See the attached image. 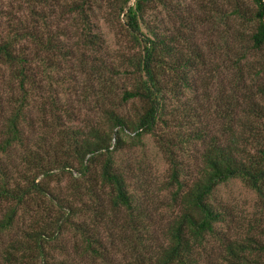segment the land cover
I'll return each mask as SVG.
<instances>
[{
    "label": "trees",
    "instance_id": "trees-1",
    "mask_svg": "<svg viewBox=\"0 0 264 264\" xmlns=\"http://www.w3.org/2000/svg\"><path fill=\"white\" fill-rule=\"evenodd\" d=\"M24 2L31 12L30 29L23 23L22 33L15 27L5 34L0 29V74L7 68L21 92L5 118L0 154L8 156L16 144L21 145L26 163L25 169L14 175L11 169H5L0 159V208L3 209L0 212V264H77L51 256L47 246L53 235L41 224L25 231L26 237H15L12 232L20 207L30 209L34 203L39 206L44 204L45 198L51 203L55 200L59 207L57 227L66 223L72 225L81 234L83 246L80 247L84 252H90L94 260L98 257L101 264H106L108 245L104 238L109 245L116 244L109 223L112 220L107 221L105 215L109 216V210L111 213L125 210L134 221L143 206L134 189L133 169L123 163V152L126 138L140 141L144 133L157 136L171 163L168 182L172 189L167 203L171 214L158 237L153 231L152 239L141 241V248L134 245L133 259L125 262L264 264V224L250 222L251 233L230 237L226 229L235 212L219 192L221 184L238 179L256 193L264 209V121L260 119L259 124H251V112L264 117V102L252 98L251 90L244 102L232 97V104L241 105L250 115L247 122L241 119L240 123L225 124L213 132L209 121L202 119L195 100L182 97L185 90L193 86L195 69L206 63L198 41L205 26L211 30L208 32L216 33L225 49L235 47L229 41L230 35L240 39L243 52L234 59L238 65L249 50H254L261 56L256 63H262L261 69H264V0ZM54 6H61V13H70L73 18L78 48L96 54L95 59L99 61L92 67L93 73L100 74L102 69L109 68L113 75L109 76L110 84L121 74L129 78L128 85L120 87V97L124 105L131 103L133 112L116 105L104 108V118L99 123L77 125L65 121L56 141L40 152L32 151L30 134L26 132L27 97L32 88L28 89V83L39 87L36 78L51 75L45 69L47 58L42 55L65 47L63 41L57 40L59 36L50 33L44 36L35 25L41 20L44 24L49 16H44L45 10ZM234 18L246 27L236 26ZM108 28L122 40L121 59L116 66L99 56L110 50ZM66 33L67 30L61 31V34ZM29 37L36 44L34 55L37 57L34 58L38 59V68L35 71L24 44ZM48 65L56 66L54 62ZM257 96L264 97L263 87L259 88ZM169 100L171 106H168ZM178 100L180 103L176 104ZM236 118L231 115V120ZM159 123L164 125L161 133L157 130ZM195 142L202 145L200 162L191 169L176 149L182 154L183 145ZM72 170L78 174L72 179V190L65 196L54 193L48 182L42 183L44 177L52 179L60 171L71 173ZM39 175L41 181L36 180ZM83 210L92 212L93 227L84 218H75ZM102 221L103 227L99 226ZM7 235L10 236L8 241L4 238ZM215 242L223 249L216 255Z\"/></svg>",
    "mask_w": 264,
    "mask_h": 264
},
{
    "label": "rangeland",
    "instance_id": "rangeland-1",
    "mask_svg": "<svg viewBox=\"0 0 264 264\" xmlns=\"http://www.w3.org/2000/svg\"><path fill=\"white\" fill-rule=\"evenodd\" d=\"M61 10H63L61 6L46 9L44 16H49L45 18V23L43 24L41 20L39 24H35L39 26V32L44 36H47V33L54 37L59 36L57 40L63 41L65 47L42 55L47 58L48 64L54 62L56 66H50L45 62V69H48L51 75L48 77L41 75L40 78H36L39 87H34L31 82L28 83V89L32 88H30V94L27 97V120L29 123L26 132L30 134L29 144L32 151L35 149L42 151L43 147L48 148L49 143L55 142L60 126L65 121H72L77 125L90 122L99 123L104 118V108L116 105L124 106L123 110L126 112H133L131 103L128 102L124 105L120 97V87L127 86L129 78L121 74L115 76L110 84L108 79L113 75L109 68L102 69L100 74L93 73L92 67L99 61L95 59L96 54L90 50L82 51L78 48L73 18L70 13H61L63 12ZM21 23L25 28L28 27L27 29H30L33 24L27 3L24 0H0V29L2 33L5 34L8 30H13V27L21 33L24 32ZM234 23L238 27L241 25V28L246 27V24L240 23L238 18H234ZM63 29L67 30L66 34H61ZM208 31L211 30L205 26L202 30L203 36L198 40L206 63L199 64L195 69L192 74L193 86L185 90L182 97L195 100L196 104L200 106L199 113L202 119L209 121L211 130L216 132L225 124L235 125L240 123L241 119L247 122L250 116L241 105L232 104V97H237L244 102L251 90L252 98L264 102V97L257 96L259 88L263 87L264 89V69H261L262 63H256L255 60H260L261 56L254 50H249L239 65L236 63L237 61L234 62L235 57H239L243 52L241 41L237 36L230 35L229 41H232L235 47L228 50L225 49V45L220 44V39L217 38L215 32ZM106 35L110 50L99 56L107 63L114 62L113 64L116 66L121 59L122 40L116 38L114 32L109 28ZM24 44L27 47L31 67L35 71L38 68V59L34 58L37 57L34 55L36 44L30 37L24 41ZM228 55H234V58L229 59ZM20 94L16 80L12 78L7 68H3L0 74V138L5 118L12 105L15 104V100L20 98ZM179 103L180 100L176 104ZM168 104L171 106L172 101L169 100ZM231 115L233 118H238L231 120ZM260 119L264 121V117L255 116L251 112V124H257ZM157 130L158 133L163 132L164 125L159 123ZM126 139L123 163L133 169L134 189L143 206L139 209L140 213L134 221L130 219L125 210L111 213L108 209L109 216L105 215L104 218L107 221L112 220L109 223L112 226L111 230L116 245H109L104 238L105 245H108L106 248L108 261L103 259L106 264H127L125 260L133 259V246L137 245L138 248H141L142 242L152 239L153 231L155 237H158L160 229L164 227L171 214V210L167 206L172 189V185L168 182L171 163L163 152L157 136L144 133L140 136V141ZM183 146L182 154L179 150L176 149V151L188 161V165L192 169L200 162L199 151L202 145L195 142ZM24 152L22 146L16 144L8 156L0 154L5 169H11L14 175L25 169L26 163L22 156ZM77 174L75 170H72L71 173L60 171L52 179L44 177L42 183L48 182L54 193L65 196L72 190L70 189L71 182ZM36 180L41 181V176L39 175ZM219 192L235 212L234 219L229 222L226 229L230 237L251 233L250 222L251 224H264L261 212L263 208L256 193L238 179H230L221 184ZM52 201L51 203L45 198L44 204L41 203L39 206L34 203V205L31 204L30 209L20 207L12 230L15 237L20 235L26 237L25 231L37 228L41 224L47 232H50L49 235H53V238L49 239L50 245L47 246V250L53 258L72 260L77 264H101L98 257L94 260L90 252H84V249L80 247L83 246L81 234L72 225L66 223L57 227L55 220L60 215L59 207L55 200ZM1 211H3L2 208H0ZM75 218L79 220L84 218L86 223L93 227L92 212L83 210L81 213L78 212ZM103 223L102 221L99 226ZM52 224L54 225L52 226ZM254 230L252 232H255ZM4 238L8 241L10 236L7 235ZM213 248L214 255L223 252L217 242L213 244Z\"/></svg>",
    "mask_w": 264,
    "mask_h": 264
}]
</instances>
